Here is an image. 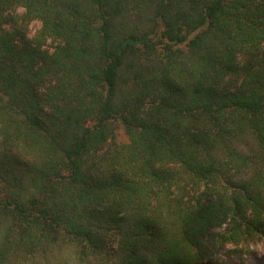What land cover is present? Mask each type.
Returning a JSON list of instances; mask_svg holds the SVG:
<instances>
[{"label":"trees","instance_id":"trees-1","mask_svg":"<svg viewBox=\"0 0 264 264\" xmlns=\"http://www.w3.org/2000/svg\"><path fill=\"white\" fill-rule=\"evenodd\" d=\"M262 234L264 0H0V264H231Z\"/></svg>","mask_w":264,"mask_h":264},{"label":"rangeland","instance_id":"rangeland-1","mask_svg":"<svg viewBox=\"0 0 264 264\" xmlns=\"http://www.w3.org/2000/svg\"><path fill=\"white\" fill-rule=\"evenodd\" d=\"M39 27V21L31 24V32ZM116 139L119 142L127 141V136L122 126L116 128ZM219 230L218 228L215 231ZM219 258L231 264H264V234L257 236L248 243L238 246L227 244L220 252Z\"/></svg>","mask_w":264,"mask_h":264}]
</instances>
